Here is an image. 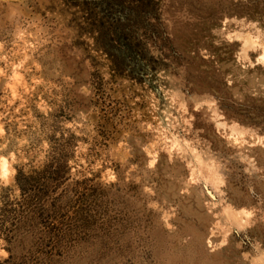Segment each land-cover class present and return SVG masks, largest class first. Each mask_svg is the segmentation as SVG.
<instances>
[{
    "label": "rangeland",
    "instance_id": "rangeland-1",
    "mask_svg": "<svg viewBox=\"0 0 264 264\" xmlns=\"http://www.w3.org/2000/svg\"><path fill=\"white\" fill-rule=\"evenodd\" d=\"M262 47L264 0H0L3 264L259 257Z\"/></svg>",
    "mask_w": 264,
    "mask_h": 264
},
{
    "label": "clouds",
    "instance_id": "clouds-1",
    "mask_svg": "<svg viewBox=\"0 0 264 264\" xmlns=\"http://www.w3.org/2000/svg\"><path fill=\"white\" fill-rule=\"evenodd\" d=\"M227 23V22H226ZM250 27L255 28L256 25H250ZM229 42H233L231 37L228 38ZM261 58L258 61V66L264 67V47L260 49ZM17 81L20 80V77H15ZM12 87V85H9ZM13 98L15 99V89H13ZM69 128L72 127L71 124L68 125ZM5 137L4 127L0 125V138ZM22 144H26V141L21 142ZM44 148H47V145H43ZM40 159H43L41 156ZM29 163L28 159H26L22 154H20V149L17 148L15 150H9V144L7 140L0 145V164L3 165L2 170H0V188H12L15 183V178L18 174V168L22 165H27ZM226 185H221L220 188L225 187ZM219 190V189H218ZM224 193H222L223 195ZM16 195L19 196V190H16ZM223 215V213H221ZM240 217L247 216L249 219L251 218V213L246 212L245 210H241L239 213ZM250 226V225H249ZM219 227V224H217ZM241 230L245 227V224L241 223L239 225ZM225 231L230 234V229H225ZM225 243H227V236H225ZM259 251V249H257ZM8 258V253L3 250V242H0V264H3V261ZM244 259L249 261V264H264V252H260L259 257H253L251 253H245Z\"/></svg>",
    "mask_w": 264,
    "mask_h": 264
},
{
    "label": "water",
    "instance_id": "water-1",
    "mask_svg": "<svg viewBox=\"0 0 264 264\" xmlns=\"http://www.w3.org/2000/svg\"><path fill=\"white\" fill-rule=\"evenodd\" d=\"M211 194V193H210ZM211 196L213 197V198H215V196L213 195V194H211Z\"/></svg>",
    "mask_w": 264,
    "mask_h": 264
}]
</instances>
